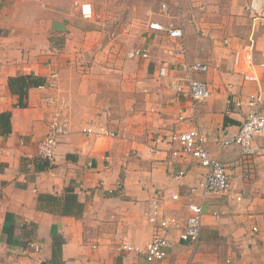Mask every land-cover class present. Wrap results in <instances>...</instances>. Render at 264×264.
Wrapping results in <instances>:
<instances>
[{
	"label": "crops",
	"instance_id": "0c3cea01",
	"mask_svg": "<svg viewBox=\"0 0 264 264\" xmlns=\"http://www.w3.org/2000/svg\"><path fill=\"white\" fill-rule=\"evenodd\" d=\"M73 1L0 0V145L12 153L0 166V264H148L143 254L122 251L121 244L149 241L147 214L158 197L161 217L179 223L167 235L165 264H186L190 256L192 264H264V136L256 138L260 152L253 158L244 157L237 144L219 148L238 132L248 111L230 101L259 89L264 96V23L253 34L249 0L175 3L191 61L209 65L196 77L211 95L195 104L173 88L184 75L170 52L173 42L148 25L133 47L147 49L149 58L86 61L106 31L95 17L84 19ZM150 17L167 21L158 13ZM251 34L250 67L243 59L236 63L235 49ZM117 50L109 57H117ZM162 65L169 75L153 79L151 69ZM52 72L58 73L53 87L32 86L23 97L10 87L11 78L27 74L46 84ZM247 73L260 82L245 80ZM5 112L10 116L2 125ZM56 120L69 132L51 163L39 154V141ZM92 121L108 123L117 135L89 136L82 130ZM196 124L207 134L212 155L229 167L225 193L192 192L206 169L196 160L171 159L172 144L164 136ZM154 145L159 151L150 153ZM180 170L185 174L172 178ZM70 188L84 206L79 215L62 214ZM190 199L204 209L195 245L179 236Z\"/></svg>",
	"mask_w": 264,
	"mask_h": 264
},
{
	"label": "built area",
	"instance_id": "2783aa9c",
	"mask_svg": "<svg viewBox=\"0 0 264 264\" xmlns=\"http://www.w3.org/2000/svg\"><path fill=\"white\" fill-rule=\"evenodd\" d=\"M79 14L87 20L95 17V9L93 4L89 1L76 2ZM249 8L252 14V30L261 26L264 23V0H249ZM172 12L170 0H161L159 3L158 14L165 18H170ZM148 28L153 31L164 32L173 42L170 52L175 58L180 59L184 75L181 78L183 83L174 84L173 88L177 94H186L194 101L202 102L208 99L211 95L210 89L206 82L198 79L196 76L205 73L209 70V65L203 62L191 61L189 55V47L186 41L185 33L182 25L175 23L172 20H167L165 23L159 20L148 21ZM250 35L248 43L241 45L235 49L236 63H240L243 59L250 67L253 66V48L254 36ZM243 51L245 54L243 55ZM129 59H147L150 57L149 51L145 48H133L127 52ZM158 79L165 78L169 75L168 65H162L155 71ZM57 72H52L49 81L46 84L40 85V88H49L56 85ZM244 79L247 81L260 82V78L255 74H244ZM48 101L54 102L53 98ZM230 102L238 108L248 107V111L242 121L238 132L230 137L225 138L219 142V148L226 147L231 144H237L242 152V155L247 158H253L260 152L256 145V138L264 136V96L261 89L257 92L249 94L243 99L231 100ZM107 117H111V112L107 113ZM183 120L184 116L181 115ZM89 136L93 135L98 138L100 136H116L117 130L110 129L108 123H98L92 121L82 130ZM69 130L66 124L58 122L53 123L50 132L39 141V154L48 159L51 163H55L57 159V148L61 139L68 134ZM164 140L172 144L170 151L171 159L181 162H191L196 160L202 167L206 169L203 178L196 187L202 191L203 196L208 194H222L230 187V173L229 167L218 158L214 157L207 148V134L200 128L198 124L184 130H170L165 136ZM21 144H24L21 142ZM159 149L157 145L150 147V153H157ZM12 155L11 151L0 145V166L5 159ZM109 160V156H106ZM185 174L184 170H180L172 175V178L179 179ZM162 197H158L152 202V209L147 214L148 223L152 227V234L149 241L144 244H135L130 240H126L121 244V250L134 253L143 254L148 264H165L168 257V247L170 240L168 233L174 227H178L179 223L175 218L162 216L160 214L159 203ZM173 199H178L179 195L173 194ZM186 208L188 210V217L183 226L179 236L183 242L190 244H197L200 238V233L203 224L204 209L201 203L190 199ZM254 231L258 228L254 227ZM37 251L39 250L36 244H29ZM231 262L230 259L227 260ZM186 264H192V256L188 258Z\"/></svg>",
	"mask_w": 264,
	"mask_h": 264
},
{
	"label": "rangeland",
	"instance_id": "374dc122",
	"mask_svg": "<svg viewBox=\"0 0 264 264\" xmlns=\"http://www.w3.org/2000/svg\"><path fill=\"white\" fill-rule=\"evenodd\" d=\"M73 1V0H72ZM75 1V0H74ZM74 6L77 7L76 2L89 1L93 4L95 9V20L98 19L102 22V26L106 31V35L101 39L100 44L96 47L94 46L89 51L86 52V61L98 60H111L119 59V57H126L127 52L133 49V46H138L136 34H142L147 25L150 16L157 17L159 10V3L161 0H76ZM172 12L171 17L166 20H172L175 23L181 22L179 17V12H181L179 0H170ZM180 9V10H179ZM214 12V11H213ZM192 11H188V14ZM186 14V15H185ZM220 14V13H219ZM219 17V15L214 16ZM189 16L184 13L182 19L184 21L188 20ZM187 22V21H186ZM207 23V22H205ZM180 25L182 23H179ZM194 29L200 30L202 32L203 27H198L193 23ZM101 26V25H100ZM136 36H135V35ZM134 37V38H133ZM136 38V39H135ZM108 49L107 53L103 52L104 49ZM113 48H117V57H109L110 54H114ZM83 52V51H82ZM85 52V51H84ZM106 54L108 58H103V54ZM136 60V59H135ZM152 64V63H151ZM157 68V67H156ZM155 68H152L153 73L152 78L157 79L154 74Z\"/></svg>",
	"mask_w": 264,
	"mask_h": 264
},
{
	"label": "trees",
	"instance_id": "16d2710c",
	"mask_svg": "<svg viewBox=\"0 0 264 264\" xmlns=\"http://www.w3.org/2000/svg\"><path fill=\"white\" fill-rule=\"evenodd\" d=\"M45 82L43 79L40 77H36L32 74H27V75H22V76H17L15 78L10 79V87L12 91H17L21 97H23L28 89L32 86H40L43 85ZM10 113L5 112L1 115L2 119V125H3V120L6 117L9 120ZM66 201L64 202V205L62 207V214L64 215H79L83 211V204L80 203L77 200L76 195L74 194L73 189H68L67 190V195H66Z\"/></svg>",
	"mask_w": 264,
	"mask_h": 264
}]
</instances>
